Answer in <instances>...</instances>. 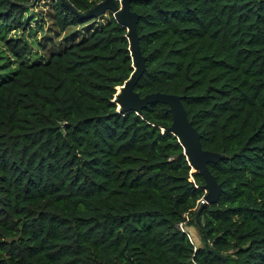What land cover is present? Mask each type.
<instances>
[{
	"label": "trees",
	"instance_id": "trees-1",
	"mask_svg": "<svg viewBox=\"0 0 264 264\" xmlns=\"http://www.w3.org/2000/svg\"><path fill=\"white\" fill-rule=\"evenodd\" d=\"M32 1L0 0V39L25 30ZM98 1L65 0L80 15ZM49 3L44 60L3 42L0 264H264V0L129 1L144 58L133 91L179 96L201 148L224 156L207 164L221 192L198 222L203 180L165 105L116 112L125 28Z\"/></svg>",
	"mask_w": 264,
	"mask_h": 264
},
{
	"label": "water",
	"instance_id": "water-1",
	"mask_svg": "<svg viewBox=\"0 0 264 264\" xmlns=\"http://www.w3.org/2000/svg\"><path fill=\"white\" fill-rule=\"evenodd\" d=\"M129 1L99 0L80 15L65 0H60L65 7L77 16L91 18L110 13L115 22L125 28L132 71L123 84L116 88L113 97L116 103V112H139L145 105L156 102L165 105L164 111L170 116V124L165 130L175 136L182 147V152L185 155L188 165L203 180L202 189L204 194L194 214V218L198 222L197 216L200 208L205 204L216 202L221 192V186L208 171L207 164L216 163L218 160L224 158V156L217 152H211L201 148L198 132L188 120L179 96L152 92L140 97L133 91L134 84L144 70V58L140 54L135 33L137 15L135 12L129 10Z\"/></svg>",
	"mask_w": 264,
	"mask_h": 264
},
{
	"label": "rangeland",
	"instance_id": "rangeland-1",
	"mask_svg": "<svg viewBox=\"0 0 264 264\" xmlns=\"http://www.w3.org/2000/svg\"><path fill=\"white\" fill-rule=\"evenodd\" d=\"M49 0H33L31 2L30 6H26L25 10L23 11V17L24 19H27L28 24L25 30L21 31L18 30H11L7 33H5L4 38L0 39V63L4 60V52L5 48H3V42L6 40V38H17L22 37L24 40H26L31 48V54L28 56V60H44L46 57L47 51L44 50L45 47H43V50H39L37 47V44L42 41V34L47 31V20L45 19L44 15L46 14V11H48L50 8ZM107 13L102 15V17H99L94 21L95 24H98L99 22H102L104 19H106ZM93 23H91L92 25ZM80 26L79 28H81ZM84 34L81 31L76 32L75 36L79 40ZM52 37L53 46L57 47L59 42H61V34L60 35H49ZM46 40V39H45ZM50 46V45H49ZM48 46V47H49ZM4 50V51H3ZM3 51V52H2ZM8 56V54H7ZM13 63H10V66H12ZM8 70L4 67H0V77L7 74ZM181 230H184L188 233L189 237L191 238V241L194 245L199 244L198 236L196 234L195 229L192 226H186L182 225Z\"/></svg>",
	"mask_w": 264,
	"mask_h": 264
},
{
	"label": "built area",
	"instance_id": "built-area-1",
	"mask_svg": "<svg viewBox=\"0 0 264 264\" xmlns=\"http://www.w3.org/2000/svg\"><path fill=\"white\" fill-rule=\"evenodd\" d=\"M199 201H201V199H199ZM199 201H198V202H199ZM182 225H183V222L179 223V224H178V227H182ZM180 229H181V228H180Z\"/></svg>",
	"mask_w": 264,
	"mask_h": 264
}]
</instances>
